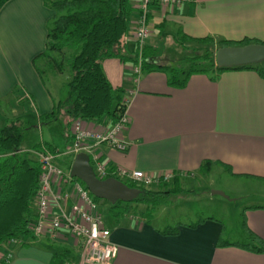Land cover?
<instances>
[{
  "label": "crops",
  "instance_id": "crops-1",
  "mask_svg": "<svg viewBox=\"0 0 264 264\" xmlns=\"http://www.w3.org/2000/svg\"><path fill=\"white\" fill-rule=\"evenodd\" d=\"M135 4L132 0L134 9ZM134 11L126 37L132 50L138 17ZM53 16L43 0H10L0 10V100L13 98L14 118H20L17 114L30 105L39 120L59 101L43 86L32 64L45 50L47 23ZM148 20L152 35L144 47L149 67L141 72L137 84L131 82L130 63L102 62L107 80L122 96L128 88L135 91L128 107L130 125L124 133L128 149L120 152L98 145L94 153L107 172L123 168L152 176L171 175L167 185L151 187L155 191L173 189L175 194L167 198L192 194L193 183L204 180L210 187L213 182L234 181L238 191L230 193L233 197L220 196V219L206 215L158 227L153 224L159 220L154 217L157 207L142 217L138 212L145 205L127 214L116 210L119 214H110L113 222H105L117 249L109 264H264V253L239 247L257 246L249 233L264 242V184L260 181L264 178V78L251 70L225 71L218 76L192 73L182 87H172L165 69L175 67L167 55L159 54L162 35L167 32L186 48L191 43H184V38L264 42V0H191L176 9L152 6ZM3 121L0 118V127ZM205 162L211 164L208 171L202 169ZM225 166L237 176L230 175ZM220 220L238 221L230 229ZM166 227L176 229L175 234L164 235ZM26 239L25 244L10 247L13 258L8 264H54L53 254L60 250L70 251L71 261L80 257L72 241ZM220 241L225 245H219ZM5 253L0 246V259Z\"/></svg>",
  "mask_w": 264,
  "mask_h": 264
},
{
  "label": "trees",
  "instance_id": "trees-1",
  "mask_svg": "<svg viewBox=\"0 0 264 264\" xmlns=\"http://www.w3.org/2000/svg\"><path fill=\"white\" fill-rule=\"evenodd\" d=\"M8 1L10 0H0V10ZM43 2L54 12V16L47 23L45 50L33 59V67L46 90L44 83L46 75L62 74L69 70L70 78L66 83V98L54 103L52 111L40 116L39 121L44 123L57 121L64 114L67 118L68 138L69 128L75 120L101 125L113 123L123 111V96L122 92L112 87L107 80L102 62L106 59H117L132 66L140 59L142 71L149 67L146 47L141 52H138L137 48L132 50L127 47L126 37L136 10L132 0H43ZM184 43L209 47L210 50L202 55H195L187 71L166 68L170 75L168 83L172 87H182L192 73H210L218 76L225 71L251 70L264 78V64L226 69L215 67L214 62V53L219 48L264 45V42L251 39L233 42L205 37L184 38ZM26 132L27 127L21 118L7 120L0 127V246L10 238L32 237L29 226L36 215L34 197L39 188L41 173L34 153L40 150L42 145L39 144L30 151L22 150ZM44 146L50 152H56L53 146L48 144ZM210 165V162H205L202 169L208 171ZM225 170L230 175L237 176L228 166H225ZM111 173L108 172L107 176L98 178L102 180L115 178L130 188L142 190L139 198L132 203L109 204L111 215L119 214L115 213L119 209L127 214L133 206L145 205L146 208L138 214L141 217L150 216L165 198L175 194L173 189L155 191L131 182L126 183ZM260 181L264 184V178ZM168 183L169 181L163 184ZM179 189L182 192L181 188ZM93 199L96 203L100 201L94 197ZM175 232L176 229L169 227L162 230L164 235H174ZM249 236L251 242H256L257 246L249 243L239 247L257 254L264 253V242L254 234L249 233ZM218 244L225 245L222 241ZM72 259L73 256L68 250H60L53 254L54 264H63Z\"/></svg>",
  "mask_w": 264,
  "mask_h": 264
},
{
  "label": "built area",
  "instance_id": "built-area-1",
  "mask_svg": "<svg viewBox=\"0 0 264 264\" xmlns=\"http://www.w3.org/2000/svg\"><path fill=\"white\" fill-rule=\"evenodd\" d=\"M138 14L133 32L138 52H141L152 35L149 14L152 6L158 8H180L191 0H135ZM142 72V62L131 67V82L135 85ZM133 87L126 89L122 99L123 111L113 123L99 124L75 120L71 126V145L68 154L74 157L84 153L90 158L93 170L98 177L108 175L105 165L93 151L95 146L107 145L125 152L128 143L124 133L130 125L128 107ZM26 99L29 97L26 95ZM30 101V100H29ZM92 143V145L90 144ZM35 156L40 165L39 188L34 197L35 218L29 226L34 238H48L51 241L67 240L74 242L80 250L78 260L63 264H109L115 258L117 249L110 241V230L105 226L98 204L77 179L71 178L69 172H63L55 164V156L44 146L36 151ZM121 180L150 188L168 182L171 175L152 176L140 171L118 168L111 173ZM26 238H10L1 246L6 253L0 264H8L13 254L11 246L25 244Z\"/></svg>",
  "mask_w": 264,
  "mask_h": 264
},
{
  "label": "rangeland",
  "instance_id": "rangeland-1",
  "mask_svg": "<svg viewBox=\"0 0 264 264\" xmlns=\"http://www.w3.org/2000/svg\"><path fill=\"white\" fill-rule=\"evenodd\" d=\"M172 36V33L169 32L162 35L163 47L159 50V54L161 56L167 55L170 58L171 64L176 69L187 71L191 66V59L195 55H202L210 50L209 47H198L192 43L189 45V48H186L180 42L176 41V39H173ZM69 78L70 72L67 70L62 74L52 73L46 75L44 77V83L55 99L64 100L67 96L66 83ZM11 102H13V98L11 97L0 100V118H2V120L4 119L3 123L13 119L16 115L12 110ZM24 107L25 110L17 114L27 127L26 137L24 138L21 149L30 151L44 141L46 144L56 149V152L53 154L55 156L54 162L57 167L63 172H69L73 157L68 154L71 144H69L70 142H68L66 138L67 129L65 116L61 115L57 121L44 123L36 118V114L30 105L29 107L31 109L26 105ZM125 182L128 183L127 181ZM213 183V186L210 187V182H206L205 180L194 182V193L165 198L154 211V217L159 216V220H153V224L160 227L164 223H171V225L176 222L186 223L206 215H213L216 219H220L221 216L219 213L220 210L222 211V207L218 202H223V199L218 195L213 196L212 192L219 191L228 197V195L232 196L230 194L231 192L238 191V187H234V181ZM97 204L104 222H106V224H111L113 220L109 213V203L100 200ZM132 208L140 210L141 207L133 206ZM220 221L228 224L231 229L236 227V222L238 220Z\"/></svg>",
  "mask_w": 264,
  "mask_h": 264
},
{
  "label": "water",
  "instance_id": "water-1",
  "mask_svg": "<svg viewBox=\"0 0 264 264\" xmlns=\"http://www.w3.org/2000/svg\"><path fill=\"white\" fill-rule=\"evenodd\" d=\"M215 67L238 68L264 64V45L249 44L240 47L219 48L214 53ZM69 176L79 180L92 197L106 201L111 205L117 202L132 203L142 193L138 188H130L115 178L99 179L87 154L80 153L73 157ZM212 194L227 198L224 193L213 191Z\"/></svg>",
  "mask_w": 264,
  "mask_h": 264
}]
</instances>
